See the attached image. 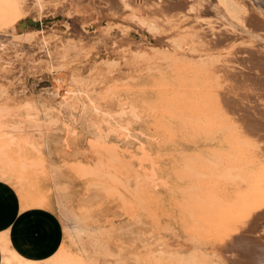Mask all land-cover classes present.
I'll list each match as a JSON object with an SVG mask.
<instances>
[{
    "label": "rangeland",
    "instance_id": "374dc122",
    "mask_svg": "<svg viewBox=\"0 0 264 264\" xmlns=\"http://www.w3.org/2000/svg\"><path fill=\"white\" fill-rule=\"evenodd\" d=\"M14 1L0 0V229L28 256L0 233V264H264V0H248L249 28L214 0H178L195 7L189 25L177 0H142L168 22L156 39L90 0H43L18 20ZM180 26L228 33L212 58L239 76L175 53ZM131 49L147 59L126 72Z\"/></svg>",
    "mask_w": 264,
    "mask_h": 264
},
{
    "label": "bare ground",
    "instance_id": "6f19581e",
    "mask_svg": "<svg viewBox=\"0 0 264 264\" xmlns=\"http://www.w3.org/2000/svg\"><path fill=\"white\" fill-rule=\"evenodd\" d=\"M72 1L74 2V0H67L66 1V3L64 4V6L63 7H68V9H71V5H72ZM167 1V2H166ZM165 2L166 3H164V0H163V3L164 4H167L168 3V0H166ZM171 1V0H170ZM173 1V0H172ZM181 1V0H180ZM180 1H174V2H169V4L173 7V10L175 9H178L179 7H182V6H187L186 4H188V2L185 4V2L184 3H182V2H180ZM19 2L20 3H18V0H17V2L16 1H14L13 3H12V6H11V8H9L10 10L9 11H7L8 9H7V7H5V8H3V6H2V8L4 9V10H6V12H8V15H10V17H14V16H16L17 17V20L18 19H20L23 15H25L24 13H25V11H29V9L32 7V6H35V7H39L40 8V10L41 9H44V8H47V10L49 11V6H47L45 3H44V1L43 0H19ZM75 2L77 3V5H79V6H81V5H84L85 3H87V0H75ZM90 2V4L88 5V6H86V7H88V8H90V7H92L93 9L95 8V10L97 11L96 13L98 14L99 12H100V10H102L103 11V9H105V7H106V10H108V11H111V14L112 15H114V17L116 16V15H118L119 16V19H122V20H126V21H128V22H131V24H134V28L135 29H137V31H138V33L140 34H142L143 32H141L142 30H145V32L146 33H150V35L152 36V35H154V36H158V33H160L161 31L163 32L164 31V28L162 29V27L164 26V25H166V24H168V22L167 21H165V24L164 25H162V27H161V25H160V23H162V22H164V21H162V22H157V21H159V19L160 18H153V16L151 17L150 16V14H151V12L148 14V9H146L147 8V6L144 8V9H146V12L143 10V5L141 6V2H142V0H90L89 1ZM214 2H215V5H216V7H217V9H218V11L221 13V15L223 14V19L224 20H222V21H224V22H226V24H228V25H230V26H232V27H234V26H243V27H245V28H249V24H251L252 23V19L250 20V18L252 17V15H254L253 14V10H252V6H251V4L248 2V0H214ZM7 3V2H6ZM75 3V4H76ZM155 3V2H154ZM158 3V2H157ZM8 4V3H7ZM11 3H9V5H10ZM142 4H145L144 2L142 3ZM156 4V3H155ZM185 4V5H184ZM0 5H1V3H0ZM146 5V4H145ZM154 6V5H153ZM160 6V5H159ZM158 6V7H159ZM165 6V5H164ZM78 7V6H77ZM168 7V6H167ZM166 7V9H168ZM188 7V9H186V7H184L185 9H183V10H179L180 11V18H177L176 20H178V19H180V20H182V21H187V22H190V24H192V22L194 23H199V20L198 19H196V18H194L195 17V14H194V12H195V7L194 6H187ZM215 7V8H216ZM0 8H1V6H0ZM151 8V7H150ZM162 8H164V7H162ZM161 8V9H162ZM67 9V10H68ZM92 9V10H93ZM158 9H160V8H158ZM77 10V9H76ZM80 10V9H79ZM85 10V9H84ZM94 10V11H95ZM44 11V10H43ZM86 11H89V10H86ZM105 11V10H104ZM149 11H151L150 9H149ZM216 11V10H215ZM47 12V11H46ZM160 12V11H159ZM43 13V12H42ZM101 13V12H100ZM255 13V12H254ZM1 15H2V13H0ZM6 14V13H5ZM30 14V13H29ZM85 14V13H84ZM105 14H107V12L105 13ZM109 14V13H108ZM154 13L152 12V14L151 15H153ZM7 15V14H6ZM86 15V14H85ZM259 15V14H258ZM257 15V16H258ZM83 16V15H82ZM98 16H99V14H98ZM106 16V15H105ZM109 16V15H108ZM158 16H159V14H158ZM15 17V18H16ZM77 17V16H76ZM101 16H99V17H97L98 19L100 18ZM103 17H104V15H103ZM107 17V16H106ZM155 17V16H154ZM36 18V17H35ZM261 18H262V16H261ZM83 19V18H82ZM96 19V18H95ZM104 19V18H103ZM164 19V18H163ZM258 19H260V18H258ZM263 19V18H262ZM102 20V19H101ZM264 20V19H263ZM182 21H180L181 23H183ZM106 22V21H105ZM111 22V21H110ZM125 22V21H124ZM167 22V23H166ZM179 22V21H178ZM179 22V23H180ZM186 22V23H187ZM261 22V21H260ZM264 22V21H263ZM98 23V22H97ZM194 23V24H195ZM196 23V24H197ZM223 23V22H222ZM222 23H221V25H222ZM14 24V23H13ZM185 24V23H184ZM173 25V24H172ZM172 25H169V27L167 26L166 28L168 29V28H170L169 30H171V28L173 29V27H172ZM179 24H177V26H178ZM187 25H189L188 23H187ZM187 25H185V26H187ZM214 25H215V23H214ZM213 25V26H214ZM217 25V24H216ZM85 26V25H84ZM131 26V25H130ZM171 26V27H170ZM173 26H175V25H173ZM182 26V25H181ZM181 26H180V28H181ZM184 26V25H183ZM184 26V27H185ZM192 26H195V25H191V28H193ZM199 26V25H198ZM206 26V25H205ZM220 26V25H219ZM218 26V27H219ZM223 26V25H222ZM227 26V25H226ZM226 26H225V28H226ZM229 26V27H230ZM94 27V26H93ZM184 27H182L181 28V30L182 31H184V32H182V31H179V32H181V33H179V35H177V33H176V37H173V41H172V46L173 47H171V44H170V42H171V40H170V42H168L169 44H170V47L171 48H174V52L175 53H177V54H183L185 51H187L188 53H190V55H196V57H200L201 59L202 58H207V60H209L210 62H212V61H214L215 62V60L212 58V56H214V55H216V54H214V53H216V51H219V49L222 47V44H223V38H226V36L228 35V33H223V32H216V31H214V30H212L211 29V32H209V33H207V34H205L206 33V30L205 29H203V31L205 30V33H203V31H202V33H199L198 32V30H197V32H194V33H192V32H187L186 30H184ZM190 27V26H189ZM189 27H188V30H189ZM221 27V26H220ZM97 28V27H96ZM141 28V29H140ZM144 28V29H143ZM175 28H178L179 29V26L178 27H175ZM223 28V27H222ZM98 29V28H97ZM134 29V30H135ZM187 29V28H186ZM218 29V28H217ZM141 30V31H140ZM177 30V29H176ZM180 30V29H179ZM194 30V29H193ZM192 30V31H193ZM230 30H232V28H230ZM136 31V30H135ZM171 31H174V29L173 30H171ZM225 31H228L227 29H225ZM233 31V30H232ZM162 32H161V34H162ZM165 32H167V30L165 31ZM169 32V31H168ZM167 32V33H168ZM174 32H176V31H174ZM235 32V31H234ZM233 33V32H232ZM155 34H157V35H155ZM171 34V33H170ZM173 34H175V33H173ZM172 34V35H173ZM143 35V34H142ZM147 35V34H146ZM149 35V36H150ZM160 35V34H159ZM169 35V34H168ZM167 34H164V39H165V36H168ZM148 36V35H147ZM154 36H152L153 37V39L155 38ZM87 37H88V35H87ZM143 37H146V36H144L143 35ZM152 37H151V39H152ZM163 37V36H162ZM89 38V37H88ZM150 38V37H149ZM157 38H159V36L157 37ZM160 38H161V36H160ZM167 38H171L170 36L169 37H166V39ZM175 38V39H174ZM146 39V38H145ZM148 39V38H147ZM151 39H150V41H151ZM152 39V40H153ZM156 39V38H155ZM58 40H60V38L58 39ZM62 40V39H61ZM60 40V42H62ZM144 40V39H143ZM149 40V39H148ZM159 40V39H158ZM68 41V40H67ZM168 41V40H167ZM146 42V41H145ZM153 42H154V40H153ZM160 42V41H159ZM149 43V42H148ZM156 43H157V41H156ZM140 44V43H139ZM169 44H167V45H169ZM152 45V44H151ZM157 45V44H156ZM126 46V45H125ZM158 46H159V44H158ZM160 46H161V44H160ZM165 46V45H164ZM120 47H122V46H120ZM119 47V48H120ZM141 47H143V45L141 46ZM154 47V46H153ZM169 47V46H168ZM132 48V47H131ZM137 48V49H136ZM136 48H133V49H136V50H138V48L139 47H136ZM157 48V47H156ZM163 48V47H162ZM171 48H169V49H171ZM123 49V48H122ZM142 49H144V48H142ZM139 50H140V48H139ZM138 50V51H139ZM144 50H146V49H144ZM148 50V49H147ZM151 50V49H150ZM154 50H155V48H154ZM157 50V49H156ZM163 50V49H162ZM165 50V49H164ZM172 50V49H171ZM128 50H126V52L124 51V56H123V54L121 53V52H123V51H121V52H119L120 54H122V56H123V59H124V61H121V60H123V59H121V60H116L115 59V61H117V62H119V61H121L120 63H122V65H123V63H125V66H126V69H124V70H126V72L127 71H130L131 69H132V67H134V69L136 68V66H142L141 65V60H143V57L142 56H144L145 57V54L144 55H140L141 53L139 52V53H136L134 50H132L131 49V52L133 51V52H135L134 53V56L133 55H129V53H130V51H129V53L127 52ZM137 51V52H138ZM143 51V50H142ZM161 51V50H160ZM159 51V52H160ZM170 51V50H169ZM145 52V51H144ZM147 52V51H146ZM155 52V51H154ZM158 52V53H159ZM148 53H149V50H148V52L146 53V55H148ZM155 53H157V52H155ZM109 54V53H108ZM118 54V53H117ZM135 54H137V55H135ZM143 54V53H142ZM153 54V53H152ZM168 54V53H167ZM171 54V53H170ZM218 54L220 55V53L218 52ZM217 54V55H218ZM121 56V55H120ZM119 55H118V57H120ZM121 56V57H122ZM141 56V57H140ZM150 56H151V52H150ZM154 56V55H153ZM157 56V55H156ZM174 56H175V54H174ZM173 56V57H174ZM184 56V55H183ZM171 57V56H170ZM195 57V56H194ZM215 57V56H214ZM107 58V57H106ZM142 58V59H141ZM146 58V57H145ZM178 58V57H177ZM184 58V57H183ZM193 58V57H192ZM209 58H211V59H209ZM216 58H217V56H216ZM219 58V57H218ZM221 58V57H220ZM220 58H219V60H220ZM233 58V57H232ZM147 59V58H146ZM169 59V58H168ZM213 59V60H212ZM203 60V59H202ZM97 61V60H96ZM111 61V60H110ZM175 61V60H174ZM229 61V60H228ZM114 62V61H113ZM209 62V63H210ZM217 63H218V61H216ZM216 62L213 64V63H211V64H209V63H207L206 65H204V67L202 66V64L199 66V68L201 67V69H199L201 72H203V73H209V74H212V72L214 71V73H215V71L217 70V69H219V70H217L216 72L217 73H225L227 70L228 71H230V73H232V74H235L234 76L235 77H238L239 76V74H238V72H240V70L239 69H237V67H233L232 65H219V63H218V65L216 64ZM226 62V61H225ZM230 63H233V65L235 64V61L232 59V60H230L229 61ZM115 63V62H114ZM205 63V62H204ZM220 63H222V62H220ZM98 64V63H97ZM100 64H101V62H100ZM116 64V63H115ZM119 64V63H118ZM216 64V65H215ZM136 65V66H135ZM146 65V64H145ZM210 65V66H209ZM101 66H102V64H101ZM124 66V67H125ZM120 67H122V66H120ZM168 67V66H167ZM95 68H97V67H95ZM98 68H99V65H98ZM198 68V67H197ZM99 69H101V68H99ZM134 69H132V70H134ZM158 69V68H157ZM115 70H117V69H115ZM123 70V69H122ZM198 70V69H197ZM196 70V71H197ZM96 71V70H95ZM99 70H97L96 71V73L98 74L99 72H98ZM100 72H102L101 70H100ZM113 72V71H112ZM199 72V71H198ZM131 73V72H130ZM261 73L262 72H260V74H259V76H261ZM125 74V73H124ZM208 74V75H209ZM100 75V74H99ZM101 76H102V74H101ZM202 95V94H201ZM221 96H222V91H219V90H216L215 91V93L212 95V97H211V102L213 103L212 104V106H214V109L215 110H222V108H221V106H222V101H223V98H221ZM205 97H207V96H205ZM185 101V100H184ZM186 102V101H185ZM187 102H189V101H187ZM187 102H186V104H187ZM186 104H184V106L186 105ZM189 104H190V106H193V105H191V103L189 102ZM188 104V105H189ZM187 105V106H188ZM206 105V104H205ZM199 106V105H198ZM207 106V105H206ZM206 106H202V107H204L203 109H202V107H201V110L199 109V107H198V109L200 110V115H202V113L204 114L206 111H208V106L206 107ZM183 107V106H182ZM189 107V106H188ZM187 107V108H188ZM189 108H191V107H189ZM193 108V107H192ZM191 108V109H192ZM194 109V108H193ZM192 109V111H194L195 112V110H193ZM185 110H186V107H185ZM184 110V111H185ZM190 110V109H189ZM196 110H197V108H196ZM198 110V111H199ZM190 112V114H191V110L189 111ZM193 112V113H194ZM197 112V111H196ZM195 112V113H196ZM187 113V112H186ZM195 113L193 114L194 115V117H195ZM187 114H189V113H187ZM193 115H189L188 116V118L189 117H191V118H193L192 116ZM197 115V114H196ZM199 116V115H198ZM204 116V115H203ZM202 117V116H201ZM194 119V118H193ZM194 121V120H193ZM242 135V134H241ZM243 140V139H242ZM247 142V144H248V140L246 141ZM251 143V142H250ZM250 146V145H249ZM208 158V157H207ZM215 158V157H214ZM211 160V159H210ZM209 160V161H210ZM221 162H222V160H221ZM221 162H219V163H221ZM219 163H217V164H219ZM225 164V163H224ZM224 164H222L221 163V165L224 167ZM222 166H220V164H219V166L218 167H221L222 168ZM214 167V166H213ZM226 167V166H225ZM207 168V167H206ZM205 168V169H206ZM209 169H211L212 167L211 166H209L208 167ZM207 168V169H208ZM205 169H204V171H205ZM206 169V170H207ZM214 169H216V168H214ZM219 169V168H218ZM217 169V170H218ZM216 170V171H217ZM221 170V169H220ZM219 170V172H222L223 170H225V172H226V169H224V168H222V170L220 171ZM228 170H229V168H228ZM196 171H198V170H196ZM195 171V172H196ZM207 171H209V170H207ZM211 171V170H210ZM209 171V172H210ZM213 173L211 174V175H213L214 174V172H215V170L214 171H212ZM218 172V176H220V173ZM224 172V171H223ZM216 173V172H215ZM229 173V172H228ZM232 173V172H231ZM205 174V173H204ZM206 174H209L208 172L206 173ZM222 174V173H221ZM238 174V173H237ZM236 174V175H237ZM210 175V176H211ZM222 176H223V179H231V177H233L234 176V174L232 173V174H222ZM238 176V175H237ZM240 176V175H239ZM234 177H236V176H234ZM238 178V177H237ZM241 178V177H240ZM258 208V207H257ZM1 259H2V257L0 258V261H1ZM20 264H44V263H39V262H36V261H29V262H25L23 259H21L20 260ZM187 264H207V262H206V260L203 258V256L201 255V254H199V255H196L195 256V258H193L192 260H189L188 262H187Z\"/></svg>",
    "mask_w": 264,
    "mask_h": 264
},
{
    "label": "crops",
    "instance_id": "0c3cea01",
    "mask_svg": "<svg viewBox=\"0 0 264 264\" xmlns=\"http://www.w3.org/2000/svg\"><path fill=\"white\" fill-rule=\"evenodd\" d=\"M0 233H4L5 235L7 234L11 240V232H10V228H2L0 229ZM11 245L13 248H15L18 252L22 253V254H25L21 249L17 248V247H14L13 244H12V240H11ZM27 255V254H25ZM28 256V255H27ZM0 258H1V253H0Z\"/></svg>",
    "mask_w": 264,
    "mask_h": 264
}]
</instances>
